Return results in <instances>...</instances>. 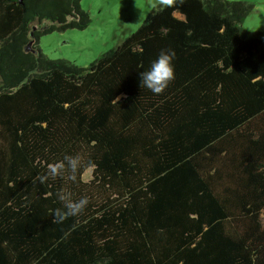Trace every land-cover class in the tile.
Returning a JSON list of instances; mask_svg holds the SVG:
<instances>
[{
    "label": "trees",
    "instance_id": "trees-1",
    "mask_svg": "<svg viewBox=\"0 0 264 264\" xmlns=\"http://www.w3.org/2000/svg\"><path fill=\"white\" fill-rule=\"evenodd\" d=\"M254 8L158 3L81 66L40 47L90 24L81 0H0V264H264V30L242 26ZM164 49L175 79L156 95L140 72ZM78 154L75 182H39ZM62 191L89 204L52 223Z\"/></svg>",
    "mask_w": 264,
    "mask_h": 264
},
{
    "label": "rangeland",
    "instance_id": "rangeland-1",
    "mask_svg": "<svg viewBox=\"0 0 264 264\" xmlns=\"http://www.w3.org/2000/svg\"><path fill=\"white\" fill-rule=\"evenodd\" d=\"M246 1L254 2L255 8L242 26L250 31L264 30V0ZM158 3V0H81L82 7L90 14V24L83 29L69 27L42 34L40 47L51 58L88 66L94 58L135 31ZM83 178L90 180L92 169H88Z\"/></svg>",
    "mask_w": 264,
    "mask_h": 264
},
{
    "label": "clouds",
    "instance_id": "clouds-1",
    "mask_svg": "<svg viewBox=\"0 0 264 264\" xmlns=\"http://www.w3.org/2000/svg\"><path fill=\"white\" fill-rule=\"evenodd\" d=\"M158 2L161 5L173 6L175 0H158ZM175 56L176 53L172 49L161 50L150 68L140 72V87L147 88L156 95L162 94L175 79L173 63ZM118 100L119 97L116 98V101ZM82 166L84 164L79 154L76 156L65 155L63 160L48 164L46 173L38 176V180L43 184L49 179L55 180L58 177L67 176L68 179L75 182ZM87 166L93 167L94 165L89 163ZM58 195L63 206L54 210L52 223H63L69 217L80 216L89 204V199L86 196L74 200L71 192L62 191Z\"/></svg>",
    "mask_w": 264,
    "mask_h": 264
}]
</instances>
